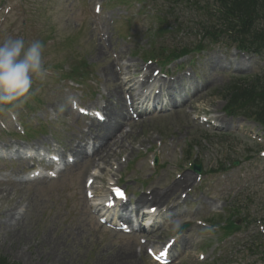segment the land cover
I'll use <instances>...</instances> for the list:
<instances>
[{
	"label": "rangeland",
	"instance_id": "rangeland-1",
	"mask_svg": "<svg viewBox=\"0 0 264 264\" xmlns=\"http://www.w3.org/2000/svg\"><path fill=\"white\" fill-rule=\"evenodd\" d=\"M100 2L103 3V10L96 14L94 5ZM169 2L170 0L154 1L152 7L158 11L162 8L170 14L171 9L166 5ZM178 6H183V10H178L175 15L190 27L195 21L194 15L184 4ZM136 9V6L128 8L120 0H3L1 3L0 40L8 36H19L25 41L35 39L42 41L45 67L53 72L52 75L45 74L42 78H34L32 94L27 100L35 102L39 97L42 103L33 114L22 116L26 124L32 127L38 126L36 117L43 121V126L49 133L45 136L37 133L34 140L35 144L44 145L41 149L43 152L47 147L52 153H55L54 149L67 150L77 140L76 134L80 136L84 134L82 126L89 121L78 117L77 112H72L69 108L70 93L74 92L76 97L80 96L78 90L72 88L68 90L70 83L62 82L60 79L61 72L70 70V64L83 59L88 65L89 79L92 78V81L97 83L98 89L89 80L86 83V87L96 91L91 100L80 97V104L87 107L95 106L100 99H107L103 92H107L108 85L111 84L105 82L100 70L107 63L112 64L113 56L120 57L118 61L122 65L118 72L120 77L138 76L136 80H140L141 67L150 69L154 67L153 64L142 63L139 56L132 54L138 53L139 49L146 51L150 46L153 47L152 32L163 25L156 20V14L151 16L148 8L145 13L140 14L136 13ZM165 19L170 22L171 17ZM177 31L178 29H172L163 35L158 34L155 42L170 48L174 47L177 41H188L193 38L190 33L192 30L189 28H183L178 33ZM103 36L110 37L112 46L110 44L103 46L99 39ZM97 50L102 53L100 58L96 57ZM209 54L229 65L220 64L208 67V71H204L206 64L204 59L208 57L207 55L201 58L196 72L189 70L190 76H186L185 83L190 88L186 90L187 96L181 102L180 109L175 108L173 112L165 115L152 113L148 119L145 118L133 125L131 131L129 123L124 122L121 117L116 134L129 131V137L123 142L124 149L113 147L109 160L105 163L90 160L67 169L56 179L43 178L41 181L39 178L40 182H27L24 185L0 183V256L16 264H155L142 251L140 239L143 235L124 234L98 223L96 214L87 203L83 184L88 169L97 166L100 173L95 185L96 193L99 195L100 186L107 176L118 177L115 167L118 165L121 169L122 159L128 160L137 156L126 171L122 169L126 174L124 184L133 196L132 204L141 194L140 190L144 191L151 187L157 190L168 186L171 183L168 173H173L168 163L176 159L174 148L162 147L158 157V170L154 172L147 166L145 157L141 158L137 151L139 143L154 139L156 141L160 137L168 138L166 140L173 141L186 148L185 150L190 142L195 141L199 144L201 136L207 137L208 142L214 145L207 142L213 149L202 150L204 143L200 147L197 146L200 152L202 151L204 166L216 156V150L220 149L223 141H226L224 143L229 148L230 158L238 160V164L231 166L228 172L233 178H237L239 172L248 174L244 182L248 192L242 204L247 209L251 208L249 213L252 223L241 236L252 234L251 228L257 230L259 223L253 221L254 217L258 218L264 212V163L253 157L252 152L256 149V144L242 132L231 131L229 126L221 130H207L193 119V115L214 112L223 118L229 117V114L223 111L224 85L229 80L257 70L263 62L250 55L249 58L252 59L250 66L245 63L242 65L244 68L235 70L237 67H234L231 71H225L222 69L227 70L231 63L236 66L237 59L240 62L244 60L247 62L246 54L233 50L232 47L223 46L214 48ZM237 56L244 60L236 59ZM54 65H61V69H55ZM185 65H188V62H185ZM116 68L118 69V66ZM153 71L151 70V73ZM220 71L226 72L227 75L217 76ZM195 79H198V84ZM124 90L123 86L117 88L116 96L111 102L117 101V96L122 100ZM174 102L180 103V98L174 99ZM11 115L14 114H0V129L3 122L7 127L13 128ZM130 119L133 122L131 117ZM239 119L244 117H233V120ZM249 125L250 123L246 122V126ZM97 141L94 139V142ZM10 142L13 141L7 135L0 136V151L5 152L6 144ZM56 142L60 143V146H54ZM195 151L196 149L192 150L193 156L198 155ZM250 154L251 159H246ZM24 165L23 168L15 163L0 162V178L21 177L28 168H31L27 163ZM251 174L258 175V178L253 179ZM208 179L207 176L206 180ZM208 184L210 185L209 182ZM208 193L213 198L218 196L213 187ZM142 195H145L144 192ZM167 202L173 204L174 196ZM152 204L159 206L154 202ZM189 207L191 212L185 215L178 209L170 215L159 216L158 218L166 216V222L154 225L151 232L147 233L150 243L161 244L168 237L177 236L173 230L176 222H179V225L187 219L193 222L190 228L178 236L173 245L175 259L172 264L221 263V259L230 252L233 253L234 248L239 249L234 239L223 238V242L216 238L217 232H211L210 235L203 227L194 223L195 219L207 216L209 210L204 205L193 204L192 199ZM189 207L187 205L188 210ZM212 207L219 209L220 202H215ZM18 209L23 210L22 214L17 213ZM131 215L136 221L135 213ZM199 251L207 255L205 260L198 258ZM257 264H261V261L258 260Z\"/></svg>",
	"mask_w": 264,
	"mask_h": 264
},
{
	"label": "clouds",
	"instance_id": "clouds-1",
	"mask_svg": "<svg viewBox=\"0 0 264 264\" xmlns=\"http://www.w3.org/2000/svg\"><path fill=\"white\" fill-rule=\"evenodd\" d=\"M43 52L44 45L38 39L8 36L0 40V111L18 108L30 97L34 78L46 73ZM178 226L176 222L173 230Z\"/></svg>",
	"mask_w": 264,
	"mask_h": 264
},
{
	"label": "bare ground",
	"instance_id": "bare-ground-1",
	"mask_svg": "<svg viewBox=\"0 0 264 264\" xmlns=\"http://www.w3.org/2000/svg\"><path fill=\"white\" fill-rule=\"evenodd\" d=\"M101 49V48H100ZM102 53H100L98 50L96 51V57L100 58ZM111 65L107 63L103 68L100 70L101 74L105 77V80L107 82H110L112 85L109 88L108 91V97H114L115 90L117 88H120L122 85L126 84V82L123 80L118 79V71L120 70L115 67L117 64V60L111 61ZM211 67L216 66L215 62H209L208 63ZM151 77V75H147V80ZM131 81V80H130ZM127 90L132 91L133 88L129 87ZM183 91V87L180 86L179 90L177 92L178 95ZM132 99V104L134 105V99L133 96L131 95ZM118 100V107H114L112 104L108 103L107 101L105 102L103 106V115H104V121L102 122H95L92 120L89 124V133L90 129L93 128L96 131V136L94 139H100V143L96 146L93 147V152H92V159L94 157L98 158L100 161H105L106 159H109L113 147H116L117 149H124V141H126V138L129 137V132H126L124 134L116 135L115 130L116 127L118 126V120L120 116L125 112V106L123 104V101L121 98L117 97ZM125 116L128 114L125 112ZM119 137V139H118ZM86 137H84L82 140H79L75 145H72L71 148L69 149L70 152H73L76 156L80 157L82 160L88 159L86 156V152L84 150V141ZM74 164V163H73ZM76 165V164H74ZM189 179V174H185L184 178L182 180H177L173 182L169 187L165 188L164 190H154L153 192L149 193L148 196L142 195L141 197L138 198L136 201V204L139 205L141 203L146 202V200H156L159 203L162 202V200L166 196H171L173 194V191L176 190L178 187L182 185L184 180ZM124 208V207H123ZM121 218V216H119Z\"/></svg>",
	"mask_w": 264,
	"mask_h": 264
},
{
	"label": "trees",
	"instance_id": "trees-1",
	"mask_svg": "<svg viewBox=\"0 0 264 264\" xmlns=\"http://www.w3.org/2000/svg\"><path fill=\"white\" fill-rule=\"evenodd\" d=\"M240 4L237 6L236 0H227L226 6L230 12H233L237 17L235 22H228L227 24L238 26L240 36H245L249 30V23L253 19H257L259 16L264 19V0H249L245 3L241 0H238ZM235 3V4H234ZM236 5V6H235ZM240 28V29H239ZM250 45L255 47H264L263 42L256 37L248 42ZM264 81L262 85L258 84V81L253 80L250 83L244 81H235L230 85L228 84L225 88V95L229 97L228 106L231 111H235L237 106H245L248 104H254L259 108L256 111H259V118L264 123ZM0 264H3L0 262Z\"/></svg>",
	"mask_w": 264,
	"mask_h": 264
}]
</instances>
